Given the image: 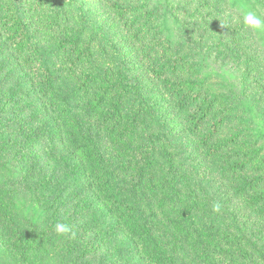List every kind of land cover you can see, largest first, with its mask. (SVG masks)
Here are the masks:
<instances>
[{
  "label": "rangeland",
  "instance_id": "obj_1",
  "mask_svg": "<svg viewBox=\"0 0 264 264\" xmlns=\"http://www.w3.org/2000/svg\"><path fill=\"white\" fill-rule=\"evenodd\" d=\"M241 5L264 18V0H0V194L22 222L85 232L89 264H264V37Z\"/></svg>",
  "mask_w": 264,
  "mask_h": 264
},
{
  "label": "trees",
  "instance_id": "obj_2",
  "mask_svg": "<svg viewBox=\"0 0 264 264\" xmlns=\"http://www.w3.org/2000/svg\"><path fill=\"white\" fill-rule=\"evenodd\" d=\"M186 78V77H182ZM177 86L179 87V90L181 91V88L184 86V90H188L186 87L190 88V84L187 81H176ZM194 90V88L190 89V91ZM207 100V99H206ZM114 107L112 112V118L114 119V126L118 125L120 122H122L124 119H126L124 115V111H121V109H117V100H113ZM204 108H207L208 111H211V103L208 102L204 105ZM206 114V111L205 113ZM105 115V114H104ZM120 119L119 122H117V119ZM131 119V117H130ZM103 120L106 119L103 117ZM20 133L11 132L10 137L14 138H27L29 140L37 138V134L41 132L40 130H27V129H19ZM19 135V136H16ZM93 134L95 137V134L90 131L89 135ZM88 135V136H89ZM37 136V137H36ZM127 143L125 144H132V140L130 137H128ZM152 153H149L147 151L142 152L143 155L148 157H142V162L140 164L141 167L138 169L140 173H138V179H141L144 182L143 173L145 172L147 166L145 165V162L149 163V157L153 154V150H156V146H151ZM122 151H124L122 149ZM210 152H213V149L210 150ZM252 154V150L249 151ZM220 160V159H219ZM126 166H129L131 164V160H128L125 162ZM37 165V164H36ZM150 165V164H148ZM38 166V165H37ZM35 167L33 164L30 167V170ZM71 169L77 168V172H79V169H82V171H86V165L83 164L82 168H78L74 166H69ZM151 170H149V173H151ZM223 172H226L225 168H222ZM71 177H73V171ZM28 173V172H27ZM27 173L24 174L26 177ZM70 174V173H69ZM149 178H153L152 176H149ZM70 178H67V181ZM48 181L49 187H52L54 190L55 186L53 185L52 181H49V179H43L38 180L36 176H33L32 183L30 187L35 188L36 191L42 187V182ZM30 182V181H29ZM137 186L141 187V183H137ZM58 191V190H55ZM47 192V191H46ZM59 195L53 196V193H50L49 195L44 196V203L42 204L43 207H46V213L48 214L50 212V204L57 198ZM8 202H12V200L9 198V196L0 194V242L2 247L5 249V264H89L88 261V255L90 254V247H87L85 241L88 239V236L85 232L82 234L73 235L72 233L74 230L78 229H72L71 232L68 234H55L54 225L57 222H61L60 219L53 217L52 222H50V218L47 217L46 220L42 221L41 217L38 216H32L31 222L29 221V225L25 223L28 219L29 213L26 211L27 217L22 222L21 216L19 213H17L16 209H11ZM41 204V202H38ZM137 203L135 204V206ZM107 206H110L109 204ZM137 208V207H135ZM134 209V208H133ZM131 209L130 211L128 209L123 210L122 215H126L130 220L133 219V214L135 217L136 222L138 223L140 221V218L142 215H140V211L135 212ZM75 210L74 208L69 211L72 212ZM108 213L106 215H110V210H107ZM133 211V213H132ZM105 214V210H103V213L100 218H102ZM123 217V216H122ZM124 218V217H123ZM37 220V227H34V224ZM69 224V223H65ZM100 234V233H98ZM95 237L97 235H94ZM107 241L113 244L112 238L110 235L105 234L104 235ZM97 240V238H96ZM100 239L98 242L102 241ZM107 255V254H106ZM105 255V256H106ZM44 258H50L48 263L44 262ZM96 260V259H95ZM83 262V263H79ZM91 263V261H90ZM92 264V263H91Z\"/></svg>",
  "mask_w": 264,
  "mask_h": 264
},
{
  "label": "clouds",
  "instance_id": "obj_3",
  "mask_svg": "<svg viewBox=\"0 0 264 264\" xmlns=\"http://www.w3.org/2000/svg\"><path fill=\"white\" fill-rule=\"evenodd\" d=\"M243 24L252 30H254L258 36L264 37V18L258 16L254 11L248 9L246 6L241 5ZM213 211L220 210V204L218 202L213 203ZM55 232L59 235L68 234L72 230L69 225L63 222H57L54 225ZM75 235V233H72Z\"/></svg>",
  "mask_w": 264,
  "mask_h": 264
}]
</instances>
